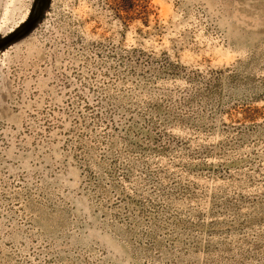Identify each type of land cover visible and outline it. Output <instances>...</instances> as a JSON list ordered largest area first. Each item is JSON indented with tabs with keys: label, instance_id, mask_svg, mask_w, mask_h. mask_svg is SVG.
Returning <instances> with one entry per match:
<instances>
[{
	"label": "rangeland",
	"instance_id": "obj_1",
	"mask_svg": "<svg viewBox=\"0 0 264 264\" xmlns=\"http://www.w3.org/2000/svg\"><path fill=\"white\" fill-rule=\"evenodd\" d=\"M0 264H264V0H0Z\"/></svg>",
	"mask_w": 264,
	"mask_h": 264
}]
</instances>
